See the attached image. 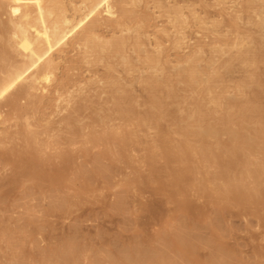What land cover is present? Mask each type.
Listing matches in <instances>:
<instances>
[{
    "label": "rangeland",
    "instance_id": "obj_1",
    "mask_svg": "<svg viewBox=\"0 0 264 264\" xmlns=\"http://www.w3.org/2000/svg\"><path fill=\"white\" fill-rule=\"evenodd\" d=\"M71 1L75 2V8H81V0ZM128 10L141 18L138 20V22L141 21L140 26H135L134 23L132 30L122 33L118 29L111 28V26L102 27V30L98 31V34L100 33L102 37L104 36L105 40L112 37L126 38L124 55L114 54L101 48H99L98 53L89 51L86 54L84 48L77 47L73 49L67 46L68 49L65 47L64 49L66 50L63 53H56L60 66L56 71L57 78L49 88V91L43 95L38 93V98L35 97L37 99H33L35 103L33 104L32 101L33 105L30 104V107L26 104V100L22 101V104L28 109H26L29 115H27V120H31L28 122H33L32 124H34L33 129H31L33 131L38 130L37 133L43 134L39 136L42 138H39L40 141L45 139L51 145L48 149L45 148V153L53 157L54 162L51 163V166L45 165L46 169L53 167L55 164L59 165L57 164L59 162H56L54 158L59 152L66 151L65 153L68 154L72 150L73 152L70 154L73 157L72 161L70 159L69 164L56 166L57 168H65V182L55 187L57 191L54 187L52 188L50 182H41L39 185L35 180H33L34 182L28 180L30 176L28 178L20 176L16 183L2 185L1 183L4 180L6 181V177L10 178L14 173L16 174L17 168L11 165L13 164L12 161H10V165L3 163L4 159L0 156V185L3 186H0V204L2 203V206L0 205V264H17L19 260L22 264H121L119 262L123 260L124 262L127 260L126 264H137L138 261L143 264H264V221L262 222V219L259 220L262 216L264 220V208H259L261 205H256L258 209L249 203V206H246V204L228 205L230 201L226 198L228 203L224 199L223 203L221 202L222 205H219L221 208L225 205L224 207L226 208L223 207V210L218 211L217 204L219 203H210L212 197L210 196V199L209 193L212 191L209 190L206 193L208 196H205V192H202L206 188L205 185H198L201 193H203L200 196V192L193 185L199 178L203 183L209 181L206 178H202V176L197 178L200 171L196 170L200 167L197 165L200 164L198 161L196 165H192V170L194 171L196 168L195 171L185 173L183 176L184 180H179L176 183L178 179L172 178V175L169 177L168 174V171L172 172V167H177L174 163L169 162L168 164L170 165H166L167 162L161 160L157 165H151L152 162L141 159L147 150H145L147 148L146 145L162 133L166 134L168 132L175 141L183 139L187 141L185 138H188L186 135L189 131H198L200 134L201 128H206L209 124H214L213 127H221L220 123L226 122V126L223 125L226 129L232 126L233 130H238V127L235 129L238 125L232 124L236 119H233L230 123L225 118L226 121L223 122L222 118L223 116L225 117L228 111H231L228 112L230 116L233 111H236V113H233L234 115L236 114L235 116L233 115L236 118L240 111L239 108H236L237 106L242 107L243 109L241 108V110L246 113L249 112L250 115L252 112L254 114L256 109L261 108V113L259 111L256 115L254 114L255 116L252 114V117L251 115L253 120L248 115L251 120L248 122L245 120L244 124L239 123V120L245 119V117L241 116L246 113L242 114L240 112L242 115H239V120L236 123H239L240 126L243 124L241 128H249L251 125L249 131H252L253 127L255 129L258 126L256 124L259 122H261V125H259L262 126V122H264V0H138L136 4L129 6ZM72 11L70 10L71 14H68L70 17H73L76 12V10L75 12ZM3 13L4 11L0 10V21L7 20V16H4L5 14ZM74 16L78 15L75 14ZM240 43L244 45L238 46ZM246 50L250 51V55L257 53V50L261 51V55L258 57L260 60L256 65L250 61L247 62L240 59V52ZM153 57H158L161 64L155 69L149 68L150 66L146 63L148 58L151 59ZM19 59L21 60L20 57H18ZM192 68L197 69L196 71L198 72V82L194 88L182 80V77L186 76V72ZM153 77L154 79L157 77L156 80L159 81L161 88L157 85L150 87L151 85L147 84L146 80ZM171 79H174L176 83L172 84L174 81H171ZM213 79L214 81H211ZM163 80L164 82H171L166 84L167 82L164 83ZM56 85H58V88ZM172 85H176V87ZM157 87L159 88L157 89ZM169 88L172 96L174 95L173 97L171 96L172 98L168 97ZM173 88H175L174 92ZM153 89L160 92L156 93L155 91L153 93ZM165 91L167 95H165ZM124 97L127 100L130 99L132 108L128 107V109L126 107L128 105L123 102H121L122 106L126 104L123 106L124 108L120 103L117 104L119 105L118 107L115 105V99H123ZM158 97L162 103L158 105L160 108L157 106L154 108L152 105L155 103L153 104L152 99H154V102L155 100L158 101L159 104L160 100H157ZM250 100L258 102V105H254V107H260L252 109L250 103L253 105V102ZM235 103L237 106H235ZM198 104L201 107H198ZM163 107L165 109L167 107L169 115H167ZM126 108L128 110H125ZM157 108L160 109H158L160 112ZM162 109L164 111L161 112ZM234 109H237L238 112ZM29 110L32 111V114ZM120 111L124 112V115L118 114ZM154 111L156 116L159 113H163L160 115L162 116L160 119L155 118V120L159 119L161 133L159 130L151 129L154 124H158V120L156 123L152 119L155 117ZM1 112H3L2 116L4 118L1 117L0 119V148L8 150L9 148L24 146L25 143H22L23 140L20 135H16L18 129H16L15 124L17 125L19 121H14L16 120L14 119L11 120L13 123L10 121L6 122L8 121L7 115L12 112H9L6 107H2ZM205 113H208L207 117H205L207 119H204L207 122L205 121V125H203L204 122L201 121ZM228 113L226 118H229ZM12 115L9 114L10 117ZM200 116H203V118L201 119ZM233 116L232 118H234ZM126 117L131 120V124L129 121L126 122ZM124 119L128 123L126 124L127 127L133 123L135 124V127L133 124L129 128L131 131L134 129L135 133H138L137 137L139 136L132 145H129L128 154L120 155V149L114 143L115 146L113 145L112 148L106 146V149L111 150V153H117L112 155L113 157L117 156L115 157L116 160H112L114 159L111 158L112 156H109L111 160H108V156L106 157L107 159L103 160L105 156L102 158L99 154L105 148H90L91 145H88V152H86L88 154L84 156L82 143H84L87 135L95 133L92 135L95 138L104 137L102 133L105 129L109 130L113 127V129L109 130L110 132L117 129L118 126L125 124L123 122ZM140 119H145L147 122L145 120L143 122L142 120L139 121ZM195 120H197L196 123L201 122L203 127H200L199 123V129L193 127ZM151 121H153V125L150 123ZM139 122H142L141 126L138 124ZM217 122L219 125L215 126ZM245 124L246 126H244ZM233 125L235 126L233 127ZM36 126L37 128H35ZM260 126L258 129L261 130ZM209 127L206 129L207 133H212L210 129L214 131L215 128L209 129ZM222 128H219V130L221 131ZM224 129L221 132L218 131L217 134L215 133L216 135L212 133V138L210 140L206 139V141L204 136L209 137L210 133H206V135L201 133L203 136L196 135L203 137L202 139L206 142L205 147L213 145L211 147L214 148L218 147L219 144L221 148L219 152V159L221 156L223 158L220 159L221 162L218 163V166L214 165L215 167H212L210 165L215 164L212 161L209 163L210 168H212L208 167L210 172L206 169L211 175V181L208 183H210L212 189L216 185L222 186L225 181L227 183V178L229 180L230 178L233 179L235 175L233 176L231 173L234 170L241 177L243 173L240 167L246 166L247 162L250 163V161L245 159L249 160L248 158L252 157L250 159L252 160L256 150H262L261 145H259L262 141H259V139L263 134L258 133L260 130L257 133L255 130L252 131V134L254 132L258 134L259 139H257L256 134L249 135L250 132L245 133L247 136L249 135L248 147L245 149H249V151L251 149L250 152L253 154L254 151L255 154L252 155L248 152L250 156H246V154L243 155L245 151L238 153L236 157L240 161V166L238 162H234L235 159H233L231 152L232 157L230 156L228 152L230 150H226L229 144H233V141H230L231 135H229L231 138L228 139V132L234 131L229 128L230 131ZM5 130L9 133L7 134ZM225 131L226 133H224ZM198 132H195V134ZM13 134L16 137H11ZM189 134L191 135V133ZM193 134L191 135L192 137L195 135ZM199 137L198 140H200ZM6 138L8 142L9 139L13 138L14 140H10L8 145V143L5 144L2 141H7ZM215 138L218 143L215 142ZM191 139H188L190 143H192ZM263 139L261 136L260 140ZM45 140L42 142H46ZM97 140L99 141L100 139ZM193 142L195 141L193 140ZM197 143L194 144L199 145L201 143L199 146L204 144L203 141H198ZM2 144L4 146H1ZM2 151L0 149V152ZM129 154L130 157L128 156ZM262 154L260 156L257 152L255 155L256 159L253 160L254 162L257 161L255 163L252 161V163L259 165L258 160L261 162L262 156L264 158ZM224 155L226 156L225 158ZM245 156L246 158H244ZM229 157L231 160H229ZM227 163L229 164L227 165ZM261 163L264 165L263 161ZM6 165L7 168H5ZM204 166L206 168L208 164ZM229 166L231 169L233 167L234 170L231 172L229 169H227L228 171L223 170V167L226 169L227 167L230 168ZM201 167H203L202 164ZM218 167L221 171H217ZM14 168H16V172H13ZM214 170L219 175L221 174L223 179L225 176L227 177L223 181L221 180L222 183L224 182L223 184L219 181V177H215V180L214 172L216 171ZM158 172L160 174L163 173L159 175ZM196 173L198 174L197 176H195ZM200 173L202 172L200 171ZM239 173L242 175L240 176ZM102 174L105 175L103 176ZM165 174L166 176L164 177L167 179L172 178L169 180V182H172L171 184L174 182L176 184L170 185L168 180L163 177ZM186 174L189 175L185 177ZM147 177H152V180L149 179L151 181H148ZM162 178L163 180H161ZM194 179L196 180L194 181ZM261 179L264 182V178L261 177ZM24 181H26L25 186L23 185ZM186 181L187 183L185 184ZM216 181L218 182L217 184ZM164 182H168L169 185L165 186ZM197 182H200V180ZM197 182H195V186ZM162 183L164 187H162ZM257 183L256 185H258ZM19 184L21 185L19 186ZM263 184H259L261 185L260 189H262L261 192L258 190L260 194L264 192ZM67 185L69 186L67 187ZM208 185L207 188L210 187ZM256 185L255 188L258 189L259 185ZM182 186L185 187L189 193L188 195L192 198L191 200L188 199V203L191 206L193 205L194 211L193 207H189L191 210L186 208L189 204L183 207L180 205L182 198H190ZM202 186L205 188L201 190ZM251 187L253 188L254 185ZM256 189H254V192ZM157 190L158 192H156ZM184 192H186L185 195ZM248 193L250 192L248 191ZM175 194H181L185 197L181 198V196H178V198ZM260 194L256 193L255 196L257 198L253 195L257 199H255L256 203ZM260 198L262 199L261 196ZM261 199H259V202L263 201ZM214 205H217V207ZM184 207L186 209H183ZM179 210H183L184 214ZM256 212L260 213L261 216L259 218L255 216V214L259 215ZM15 232L16 234H14ZM179 244L183 245L184 249ZM185 245L191 249L193 248L191 250L193 253L186 254L184 251ZM191 254L193 256L196 255L193 257ZM67 255L70 256L72 261L68 259ZM66 260L69 263H66Z\"/></svg>",
    "mask_w": 264,
    "mask_h": 264
},
{
    "label": "bare ground",
    "instance_id": "obj_2",
    "mask_svg": "<svg viewBox=\"0 0 264 264\" xmlns=\"http://www.w3.org/2000/svg\"><path fill=\"white\" fill-rule=\"evenodd\" d=\"M82 2H81V8L79 7L78 9L77 8H75V6H74V4H75V2L74 1H68V0H0V10H3L4 11V13L3 14H5L4 16H7V20L6 21H0V22H2L1 24H0V119H1V117H3L2 116V114H3V112H1V109H2V107H6V108H8V110H9V112H12V113H9V114H13L11 117L9 116V114L7 115L8 116V121H6V122H12L11 120H14V119H16V120H14V121H19V123L17 122V125L15 124V126L17 127H15L16 129H18L17 130V136H19L20 135V138L23 140L22 141V143H25V145L24 146H21L20 148H16V147H13V148H9L8 150L7 149H5V148H0V149H2L3 151L2 152H0V156L4 159L3 161V163H10V161H12V163L13 164H11V165H13L14 167H16V168H14V171L13 172H18L19 170H21V171H19V173H17L16 172V174L14 173V175H12L10 178H8V177H6L7 179H6V181L4 182H2L1 184L3 185H6V184H9V183H16V181L18 180V178L20 177V176H22V177H24V176H26L27 178L30 176V178H28V180H30V181H32V182H34L33 180H35L38 184L40 183L41 184V182L43 183H45L46 181H48V182H50L51 183V185H52V188L54 187V189H56L55 187L56 186H58V185H62V183L63 182H65L64 180V177H65V168H63V167H59V168H57L56 166H62V165H67V164H69V162H70V159H71V161H72V157H73V155L72 154H70L71 152H73L72 150H71V152L70 153H68V154H66L65 152H59V154L58 155H56V156H54V158H55V160H56V162H59V163H57V164H59V165H54L53 167H51V168H48V169H46V166L45 165H47V166H51V163H53L54 162V160H53V157H51L50 155H48V154H46L45 153V148H49V147H51V145H49V142L47 141V140H45V139H43V140H45L46 142H42V141H40L39 140V138H41V137H39V136H42L43 134H41L40 132H38V133H40V134H38L37 133V131H33L32 129V127H33V125L34 124H32L33 122H28V121H31V120H27V115H28V109H27V107L26 106H24V104H22V101H24V100H26V104H28V106L30 105V104H32V101H33V104L35 103L34 102V100H36L37 98H38V93H39V95H40V93L43 95L44 93H46L47 91H49V88L51 87V85L53 84V82H55V80H56V71L59 69L58 67L60 66L59 64H58V60H57V57H56V53H63V51L64 50H66V49H64L65 47L67 48V46L70 48V47H72L73 49L74 48H84L86 51H85V53L86 54H88L89 53V51L92 53V52H94V53H98V50H99V48H101L102 50H107V51H111L112 53H114V54H118V55H124L123 54V52H124V50H125V48H126V42H127V39L126 38H124V37H112L111 39H106L105 40V38H104V36L102 37V35L99 33L98 34V31L100 30H102L101 28L102 27H105V26H107V27H110L111 26V28H114V29H118V31H120L121 33L122 32H125V31H130V30H132L134 27L132 26V25H134V23H135V26H140L139 24L141 23V21L140 22H138V20L139 19H141V18H139V17H137L136 15H134L133 13H132V11H130V10H128V7L129 6H131V5H133V4H136V2L138 1V0H81ZM78 4V3H77ZM73 8V9H72ZM75 8V9H74ZM70 10L72 11H74L75 12V10H76V12L74 13V15L75 14H77L78 16H74L73 15V17H70L68 14L70 13ZM72 11V12H73ZM148 13V12H147ZM71 14V13H70ZM143 15V14H142ZM141 16V15H140ZM142 21L144 22V20L142 19ZM264 21V20H263ZM145 23V22H144ZM178 23V22H177ZM179 24V23H178ZM146 25V24H145ZM106 27V28H107ZM137 29V28H136ZM148 29V28H147ZM116 31V30H115ZM117 32V31H116ZM141 32V31H140ZM246 33V32H245ZM104 38V39H103ZM243 41V40H242ZM239 45H244L243 43H240V44H238V46ZM258 47V46H257ZM256 47V48H257ZM71 48V49H72ZM68 49V48H67ZM72 49V50H73ZM126 51V50H125ZM258 52H259V50H257ZM252 52V51H251ZM255 53V51H254V53L255 54H253V55H250L249 53H250V51H241L240 52V59H242V60H244V61H247V62H252L253 64H257L258 62H259V60H260V58H258L260 55H261V51L259 52V53ZM248 54H249V57H248ZM97 55V54H96ZM113 55V54H112ZM18 57H20L21 58V60L19 59L18 60ZM61 58V57H60ZM105 58V57H104ZM103 58V59H104ZM187 58V57H186ZM59 59V58H58ZM97 59H99V58H97ZM96 60V59H95ZM129 60V59H128ZM161 60V59H160ZM131 61V60H130ZM146 63H147V65H149L150 67L149 68H153V69H155V68H157V67H159L161 64H160V61H159V58L158 57H153V58H148L147 60H146ZM191 63H192V61H191ZM197 63V62H196ZM132 64H133V62H132ZM197 66V65H196ZM195 66V67H196ZM190 67V66H189ZM167 69V68H166ZM197 69H195V68H192V69H190L188 72H186V76H184V77H182V80H183V82H185L186 84H188V85H190V87L192 86V88H194V86H195V84L198 82V80H197V71H196ZM205 71V70H204ZM252 71V70H251ZM167 72V71H166ZM169 72V71H168ZM207 73V72H206ZM217 73V72H216ZM252 73V72H251ZM68 75H69V73H68ZM112 75V74H111ZM178 76V75H177ZM180 76V75H179ZM257 77V76H256ZM263 77V76H262ZM156 78L157 77H155V79H154V77L153 78H149V79H147L146 80V82H147V84L148 85H151L150 87H152V85H157V86H159L160 84H159V81H157L156 80ZM168 79H169V77H167ZM109 79V78H108ZM167 79V80H168ZM159 80V79H158ZM166 80V79H165ZM259 80V79H258ZM66 81H68V80H66ZM161 81V80H160ZM171 81H174V79L172 80L171 79ZM171 81H166V82H164V80H163V82L164 83H166V84H170V82ZM178 81H180V80H178ZM177 81V82H178ZM211 81H214V79L213 80H211ZM220 81V80H219ZM60 82V81H59ZM118 82V81H117ZM252 82V81H251ZM57 83H58V81H57ZM56 83V84H57ZM176 82L174 81V82H172V84H175ZM59 84V83H58ZM162 84V83H161ZM263 84V83H262ZM62 85V84H61ZM70 85V84H69ZM187 85V86H188ZM202 85V84H201ZM213 85V84H212ZM58 85H56V87H57ZM60 86V85H59ZM124 86V85H123ZM169 87H170V85H168ZM167 86V87H168ZM173 86V85H172ZM171 86V87H172ZM207 86V85H206ZM205 86V87H206ZM214 86V85H213ZM240 86V85H239ZM154 87V86H153ZM160 87V86H159ZM159 87H157V89L159 88ZM173 87H176V85L175 86H173ZM204 87V86H203ZM264 87V86H263ZM58 88V87H57ZM64 88V87H63ZM156 88V87H155ZM161 88V87H160ZM191 88V89H192ZM209 88H210V85H209ZM256 88V87H255ZM152 89V88H151ZM150 89V90H151ZM174 89L175 88H173V92H174ZM69 90V89H68ZM67 90V91H68ZM58 91H60V90H58ZM66 91V90H65ZM154 91V92H153ZM155 89H153L152 90V92L153 93H155ZM125 92V91H124ZM158 92H160V91H158ZM157 91H156V93H158ZM148 93V92H147ZM203 93V92H202ZM163 94H164V91H163ZM174 94V93H173ZM204 94V93H203ZM165 95H167L166 94V91H165ZM202 95V94H201ZM263 95H264V93H263ZM124 96V95H123ZM128 96V95H127ZM127 96H125V97H127ZM131 96V95H130ZM153 96H154V94H153ZM156 96V95H155ZM159 96V95H158ZM172 96V93H171V91H170V88H169V91H168V97H171ZM174 96V95H173ZM172 96V97H173ZM178 96V95H177ZM180 96V95H179ZM183 96V95H182ZM192 96V95H191ZM250 96V95H249ZM35 97H37L36 99H35ZM40 97V96H39ZM124 97V98H125ZM157 97V96H156ZM171 97V98H172ZM251 97V96H250ZM122 99V98H120V99H115V102L114 103H116L115 105H117V104H119L120 103V105L122 106V103L121 102H123V103H126L128 106H126L127 108L128 107H130V108H132L131 106V103L132 102H130V99L129 100H127V98H125V99ZM201 98V97H200ZM255 98H257V97H255ZM254 98V99H255ZM34 99V100H33ZM132 99V98H131ZM153 101V104L154 105H152V106H154V108H156V106L157 107H159L158 105H160V103H162L161 102V99L158 97V99L157 100H160V102H159V104H158V101H156L155 100V102H154V99H152ZM178 100V99H177ZM191 101V100H190ZM201 101V100H200ZM251 101V100H250ZM157 102V103H156ZM193 102V101H192ZM199 102V101H198ZM251 102H253V105H252V103H250V105L252 106V109H254V108H259L260 106H256V107H254V105H258L257 103H256V101H254V100H252ZM40 103V102H39ZM25 104V105H26ZM32 104V105H33ZM126 104H124V105H126ZM199 104H200V102H199ZM198 104V107L200 106L201 107V105H199ZM201 104H202V102H201ZM83 105V104H82ZM123 105V106H124ZM131 105V106H130ZM148 105V104H147ZM195 105H197V104H195ZM203 105H204V103H203ZM119 105H117V107H118ZM122 106V107H123ZM162 106H163V104H162ZM162 106H161V108H162ZM166 106V105H165ZM230 106H231V104H230ZM234 106V105H233ZM232 106V107H233ZM235 106H237L236 105V103H235ZM30 107V106H29ZM221 107V106H220ZM226 107V106H225ZM247 107H249L248 105H247ZM34 108V107H33ZM33 108H32V111H33ZM83 108V107H82ZM99 108V107H98ZM121 108V107H120ZM124 108V107H123ZM125 109V110H128V109ZM160 108V107H159ZM159 108H157V110L159 109ZM164 109H165V107H163ZM197 108V107H196ZM235 108V107H234ZM237 109L239 108V114L236 116V118L234 117L235 115L233 114L234 112L236 113V111H233V113H232V115L230 116V113H228V112H231V111H228L227 113H228V116H229V118H230V120H229V118H226V114H225V117L223 116L222 118H223V122L224 121H226L225 119H228V121L231 123L232 121H233V119H236V120H234L233 122H232V124L233 123H235V125H238V126H236V128L235 129H237V127H238V130H239V133H238V130H233L234 128H232V126H229V127H227V129H226V127H224V126H226V122L225 123H220V126L221 127H219L218 125H219V123L217 122V123H215L216 125L215 126H218V127H213V125L214 124H209V126L211 125V127H209V126H205L206 128H204L203 127V125H205V121H204V119H207V118H205V117H207V114L205 113V115H204V118H203V116H200L201 117V119H202V121L201 122H204V124L202 125L201 124V122H198L201 126L200 127H203V128H201V133L204 135H206V133L208 132L206 129H208V127H209V129L210 128H215V130L213 131V129H210V130H212L211 132L212 133H216L217 134V132L219 131V132H221L222 130H223V128H225L226 130H228V131H230L229 129H232V131H234V132H228V139L229 138H231L230 139V141L232 140L233 141V144L231 143V144H229V146L228 147H226V150L228 149V150H230V151H228L229 152V154H230V152L233 154L232 156H233V159H235L234 160V162L236 161V162H238L239 164H240V161H239V159H237V155H238V153H240V152H243V151H245V153H243V155H245L246 154V156H250L249 155V153L248 152H250L251 151V149H250V151H249V149L247 150V149H245L246 147H248V143H249V138H248V136L249 135H254V134H256L257 133V131H259L260 129H258L259 128V126L261 125V122H259V123H257L256 125H258L255 129H254V127H253V129H252V131H254L255 130V132H254V134H252V131L250 130L249 131V128L251 127V125H250V127L248 128V127H243V128H241L242 126H243V124H244V121L246 120L247 122L249 121V120H253V118H251V115L253 114V112L252 111H254V110H252L251 108V112H252V114L250 115V113L249 112H244V111H242L241 110V108L240 107H236ZM27 109V110H26ZM122 109V108H121ZM120 109V110H121ZM164 109H162L161 110V112L162 111H164ZM195 109V108H194ZM222 109V108H221ZM223 109H224V106H223ZM222 109V110H223ZM237 109H234V110H237ZM243 109V108H242ZM260 109L261 108H259V109H256V110H258V111H254L255 113V115H256V113L257 112H259L260 111ZM124 110V111H125ZM132 110V109H131ZM154 110V109H153ZM157 110H156V112H157ZM160 110V109H159ZM158 110V111H159ZM166 113H167V115H169V113L167 112V107H166ZM192 110V109H191ZM202 110H203V108H202ZM204 110H206V109H204ZM30 111V110H29ZM32 111H30L31 112V114H32ZM104 111V110H103ZM195 111V110H194ZM225 111H227V110H225ZM248 111H249V108H248ZM116 112V111H115ZM130 112V111H129ZM150 112V111H149ZM155 112V111H154ZM154 112H152V113H154ZM156 112H155V117L154 118H152L153 119V121L155 120V118H161L162 116H160V115H162V114H158L157 116H156ZM160 112V111H159ZM187 112V111H186ZM237 112H238V110H237ZM240 112H242V114H245V115H242V114H240ZM244 112V113H243ZM33 113H34V111H33ZM80 113V112H79ZM124 112H121L120 111V113H118V114H123ZM165 113V112H164ZM165 113V114H166ZM198 113V112H197ZM249 113V114H248ZM259 113H261V111L259 112ZM258 113V114H259ZM128 114V113H127ZM126 114V115H127ZM148 114V113H147ZM164 114V115H165ZM187 114V113H186ZM199 114V113H198ZM203 114V113H202ZM210 114H211V112H210ZM213 114V113H212ZM253 114V115H254ZM5 115V114H4ZM102 115V114H101ZM124 115V114H123ZM141 115V114H140ZM153 114H152V116H154ZM201 115V114H200ZM234 115V116H233ZM239 115L241 116V117H245V119H243V120H239L238 119V117H239ZM247 115V116H246ZM248 115H250V118L251 119H249L248 118ZM253 115H252V117H253ZM254 115V116H255ZM29 116V115H28ZM34 116V115H33ZM147 116H149V115H147ZM209 116V115H208ZM232 116L234 117V118H232ZM12 117H14V118H12ZM18 117V118H17ZM32 117V116H31ZM181 117H182V115H181ZM258 117V116H257ZM4 118V117H3ZM2 118V119H3ZM75 118V117H74ZM114 118V117H113ZM144 118V117H143ZM215 118V117H214ZM222 118H221V120H222ZM225 118V119H224ZM247 118H248V120H247ZM255 118V117H254ZM18 119H20V120H18ZM30 119V118H29ZM32 119V118H31ZM117 119V118H116ZM126 119H127V121L126 122H128L129 121V123H130V121L131 120H128V118L126 117ZM148 119H149V117H148ZM159 119H157L158 120V124H154L153 125V121H151L150 123H152V125H153V127L151 128L152 130L154 129V130H159V132L161 131L160 130V125H159ZM181 119V118H180ZM218 119V118H217ZM115 120V119H114ZM142 120V122H143V120H145V119H140L139 121H141ZM157 120H155V122L157 123ZM197 120H200V119H197ZM197 120H195V124H194V126H193V124H192V126L193 127H196V128H198L199 129V124L198 123H196L197 122ZM240 121L239 123H243L242 124V126H240L239 125V123L237 124L236 123V121ZM22 123H21V122ZM33 121V120H32ZM39 121H41V120H39ZM38 121V122H39ZM65 121H67V120H65ZM70 121H71V119H70ZM111 121V120H110ZM146 122H147V120H145ZM184 121V120H183ZM193 121V120H192ZM243 121V122H242ZM125 124H123V125H121V126H118L117 127V129H115V130H113V131H109L110 129H113V127L112 128H110L109 130H107V129H105L104 131H103V136L104 137H102L101 136V134H100V136L101 137H99V136H97V137H99V138H95L94 136H92L93 134H95V133H92V135L90 136H86V139H85V141H84V143H82L83 144V150H82V153H84L85 155L84 156H86V154H88V153H86V152H88V145H91V147L90 148H92V147H94V148H97V147H104L105 149H102L101 151H100V156H102V158H104V156H105V158L103 159V160H105V159H107L108 158V160H111V158H114V159H112V160H116V158L115 157H117V156H112V155H115V154H117V153H115L114 154V152L113 153H111L112 151L111 150H109V149H106V146L107 147H109V148H112L113 147V145H114V143H115V145H117L118 147H119V149H120V155H122V154H128V149L130 148V144L132 145L134 142H135V139H137L138 137H137V134L138 133H135V131H134V129H133V131H131V129L129 128L130 126H132V125H130L129 127H127L126 126V124H128V123H126L125 122V119H124V121H123ZM142 122H139L138 124L140 125V124H142ZM178 122V121H177ZM207 122V121H206ZM219 122H221L220 120H219ZM247 122H245V123H247ZM13 123V122H12ZM21 123V124H20ZM86 123V122H85ZM229 123V124H230ZM264 122H262V126H260L261 127V130H260V132H258L259 134L261 133V134H263V135H261L262 136V139L264 138V124H263ZM19 124V125H18ZM66 124H67V122H66ZM65 124V125H66ZM189 124V123H188ZM222 124V125H221ZM249 124H251V123H249ZM248 124V125H249ZM260 124V125H259ZM7 125V124H6ZM40 125V124H39ZM75 125V124H74ZM91 125V124H90ZM93 125V124H92ZM98 125V124H97ZM149 125V124H148ZM195 125H197V126H195ZM207 125V124H206ZM224 125V126H223ZM235 125H233V127L235 126ZM42 126V125H41ZM71 126V125H70ZM102 126V125H101ZM134 127H135V124L133 125ZM141 126V125H140ZM175 126V125H174ZM222 126H223V128H222ZM244 126H246V124L244 125ZM40 127V126H39ZM128 129H127V128ZM151 127V126H150ZM182 127V126H181ZM231 127V128H230ZM240 127V128H239ZM32 128V129H31ZM35 128H37V126L35 127ZM72 128V127H71ZM108 128V127H107ZM218 128V129H217ZM219 128H222L221 129V131L219 130ZM229 128V129H228ZM245 128H247L246 130H245ZM263 128V129H262ZM45 129V128H44ZM70 129V128H69ZM90 129V128H89ZM104 129V128H103ZM175 129V128H174ZM216 129H217V132H216ZM224 129V130H225ZM258 129V130H257ZM8 130V129H7ZM20 130V131H19ZM41 130V129H40ZM76 130V129H75ZM136 130V129H135ZM203 130V131H202ZM209 130V131H210ZM6 131V130H5ZM70 131V130H69ZM174 131V130H173ZM188 131V130H187ZM205 131V133H203ZM246 131V132H245ZM71 132V131H70ZM106 132V133H105ZM195 132H198V131H195ZM195 132L193 131H189V133H191V135H192V133H194L195 134ZM247 132H250L249 133V135L247 136V134H245V133H247ZM4 134H5V132H3ZM6 133H7V131H6ZM9 133V132H8ZM7 133V134H8ZM16 133V132H15ZM75 133V132H74ZM77 133V132H76ZM161 133V132H160ZM188 133V134H189ZM199 134V132L197 133V134H193L194 136V138L189 134H187L186 136H188V138H185V139H187V141H185L184 139L183 140H177V141H175L174 140V138H172V136L170 135V134H168V132L166 133V134H164V133H162V134H159L158 135V137L157 138H155V139H153L150 143H148L147 145H146V147L147 148H145V153H144V155L141 157V159H145V160H148V161H150V162H152V164L151 165H157V163L158 162H160L161 160L163 161H166L167 163H166V165H170V164H168L169 162H172V164L174 163L177 167H172V172L171 171H168V174H169V177H170V175H172L171 177L173 178V177H175V179L177 178L178 180L176 181V183L180 180V181H182V180H184V178H183V176H184V174L185 173H192L191 171H193L192 169V165L194 166V165H196V162L198 161L200 164H197L198 166H200L201 167V164L203 165V167H198V169H196L197 171L198 170H200L202 173H200V171H199V175L196 173V175L195 176H197L198 175V177L197 178H199V176H202V178H206V179H208L209 181H211V175H210V173H208V172H210V169L212 168V167H215L214 165H217L218 166V163L219 162H221V158H222V156H221V158L219 159V157H220V151H221V148H220V145L218 144V147H214V148H212L211 146H213V145H208L207 147H205L204 145H205V143L206 142H204V140L201 138V137H199V136H203L202 134ZM210 133V132H209ZM209 133H207V134H209ZM212 133H210L209 135V137L207 136V137H205L204 136V139H205V141H206V139L207 140H210L211 138H212ZM224 133H226V131L224 132ZM6 134V136L8 137V138H10L8 135ZM19 134V135H18ZM97 134V133H96ZM215 134V135H216ZM10 135V134H9ZM196 135H199V136H196ZM215 135H213L214 137H215ZM225 135V134H224ZM229 135H231V137H229ZM14 136V134L11 136V137H13ZM76 136V135H75ZM74 136V137H75ZM190 136V137H189ZM220 136V135H219ZM221 136H223L222 134H221ZM256 136L258 137H255V138H257V139H259V136H258V134H256ZM261 136H260V139H261ZM14 137H16V136H14ZM13 137V138H14ZM73 137V136H72ZM155 137V136H154ZM197 139H196V138ZM198 137H199V139L200 140H198ZM216 137H218V136H216ZM250 137H254V136H250ZM5 138V137H4ZM12 138V139H13ZM182 138V137H181ZM183 138H184V135H183ZM191 138H193V139H191ZM2 139V138H1ZM12 139H9V142H8V139L6 138V140L7 141H5V140H2V141H4L5 142V144H7L8 143V145H9V143H10V140H12ZM19 139V138H18ZM21 139H20V141H21ZM42 139V138H41ZM61 139V138H60ZM75 139V138H74ZM97 139H100L99 141L97 140ZM103 139V140H102ZM188 139H191L192 141V143H190V140H188ZM197 140V142L198 141H203V145H201V146H199V145H196V144H198L197 142H196V140ZM259 139V141H262V143L261 144H259V145H261V147H262V150L260 151V149L257 151L256 150V154H257V152L259 153V155L261 156V153H263L262 155H264V146H262L264 143H263V141H264V139L263 140H260ZM14 140V139H13ZM15 140H16V138H15ZM57 140V139H56ZM193 140L195 141V142H193ZM216 138H215V142H216ZM98 142V144H97V142ZM102 141V142H101ZM218 141V140H217ZM229 141V142H230ZM147 142H148V140H147ZM19 143V142H18ZM99 143H100V145H99ZM102 143V144H101ZM113 143V144H112ZM137 143V142H136ZM194 143H196V144H194ZM211 143H212V140H211ZM214 143V142H213ZM216 143H218V142H216ZM193 144V145H192ZM207 144H208V142H207ZM227 144V143H226ZM7 145V146H8ZM114 145V146H115ZM233 145V147H231ZM1 146H4L3 144L1 145ZM14 146V145H13ZM258 146V145H257ZM229 147H231L230 149H229ZM7 148V147H6ZM222 148H224L223 146H222ZM80 149V148H79ZM116 149H118V148H116ZM90 150V149H89ZM224 150V149H223ZM225 150V151H226ZM252 150H254V149H252ZM84 151V152H83ZM110 151V152H109ZM118 151V150H117ZM133 151V150H132ZM47 152V151H46ZM92 154V153H91ZM250 154H252V152H250ZM253 154H255L254 153V151H253ZM252 154V155H253ZM255 154V155H256ZM75 155H77V154H75ZM242 155V154H241ZM251 155V156H252ZM255 155H254V158L252 159V160H250L251 158H248L249 160H247V158H246V156L244 157V158H246L245 160L246 161H250V163L249 162H247V163H249V164H247L246 163V166H242V167H240V168H242V173H243V175L242 174H240V176L241 177H239V175L236 173V171L233 169V167H232V169H231V167L230 168H226V169H224V167H223V170H227V169H229L230 170V172L232 171V170H234V171H232V173H231V175H235L234 176V178L232 179V178H230V180L225 176L224 177V179L225 178H227L226 180H228V182L226 183V181H225V183L223 184L222 183V181L224 180L223 178H222V176H221V174L219 175L218 174V172L217 171H221V170H219V167L217 168V171L216 170H214V171H216V172H214L215 173V175H214V178L215 177H219V181H221V183L223 184L222 186H220V185H216L215 187H214V189H212L211 188V185H210V183H206V182H204L203 183V181H201V179L199 178V180H200V182H197V181H199V180H196V179H194V181L195 182H197V185L195 186V182H194V187H196L197 189H198V191L200 192H198L199 193V195L201 194V195H203V193H201V191H200V187L198 186V185H205V187L207 188V184H209L208 186H210V187H208L207 189H208V191H207V189L205 188V187H201V190H202V188L204 189L205 188V190L204 191H202V192H205L204 194H206V193H208L209 192V190H211L212 192H210L209 194V197L211 196L212 197V200H210L211 199V197H210V203H212V202H215V204L216 203H219V204H217L218 205V211L219 210H221L225 205H223V207L221 208V206H219V205H222L221 204V202L223 203V201H224V199H225V201H227L226 200V198H228V201H230V203L228 204V205H236V204H246V206L248 205V203L252 206V204H253V206L254 207H258L259 205H261V206H259V208H264V192L262 193V194H260V192H261V190L262 189H260V187H261V185H259L260 183H264L262 180L263 179H261V177H263L264 178V165L261 163L262 161H263V163H264V158H263V156H262V158H261V162H260V160H258L259 162H258V164L259 165H255L254 163L257 161H253V160H255L256 158H255ZM108 156V157H107ZM109 156L111 157L110 159H109ZM123 156V155H122ZM129 157H130V154L128 155ZM128 156H126V157H128ZM230 156H231V154H230ZM231 156V157H232ZM90 157V156H89ZM107 157V158H106ZM125 157V156H124ZM226 156L224 155V158H225ZM84 158V157H83ZM133 158V157H132ZM98 159H100V158H98ZM128 159V158H127ZM223 159V158H222ZM53 160V161H52ZM118 160V159H117ZM130 160H132L131 158H130ZM138 160V159H137ZM196 160V161H195ZM229 160H231L230 159V157H229ZM238 160V161H237ZM140 161V160H139ZM194 161H195V163H194ZM212 161H214L215 162V164H213V165H210L209 163L210 162H212ZM252 161L254 162V163H252ZM99 162V161H98ZM111 162V161H110ZM115 162V161H114ZM114 162H113V164H114ZM48 163V164H47ZM86 163V162H85ZM117 163V162H116ZM138 163V162H137ZM155 163V164H154ZM165 163V162H164ZM232 163V162H231ZM261 163V164H260ZM2 164V163H1ZM75 164V163H74ZM112 164V163H111ZM206 164H208V166H206V168H205V166L204 165H206ZM229 163H227V165H228ZM243 164V163H242ZM10 165V164H9ZM100 165V164H99ZM136 165V164H135ZM165 165V164H164ZM212 166L211 168H210V166ZM262 165H263V167H262ZM86 166V165H85ZM216 166V167H217ZM231 166H232V164H231ZM240 166H241V164H240ZM8 167H10V166H8ZM135 167V166H134ZM165 167V166H164ZM196 167V166H195ZM208 167L210 168V169H208ZM5 168H7V165H6V167ZM5 168H3V169H5ZM53 168V169H52ZM166 168V167H165ZM15 169H16V171H15ZM50 169V170H49ZM195 169H194V171H195ZM204 169V170H203ZM209 170L208 172H207V170ZM216 169V168H215ZM221 169V168H220ZM82 170V169H81ZM100 170V169H99ZM137 170V169H136ZM169 170H170V168H169ZM203 170V171H202ZM206 170V171H205ZM102 171V170H101ZM110 171V170H109ZM135 171V170H134ZM167 171V170H166ZM193 171V172H194ZM205 171V172H204ZM228 171V170H227ZM3 172V171H2ZM94 172V171H93ZM161 172V171H160ZM163 172H164V170H163ZM162 172V173H163ZM171 172V173H170ZM204 172V173H203ZM5 173V172H4ZM78 173V172H77ZM80 173V172H79ZM97 173V172H96ZM111 173V172H110ZM120 173V172H119ZM159 173V172H158ZM157 173V174H158ZM162 173L160 174L159 173V175H162ZM237 175H236V174ZM7 174V173H6ZM156 174V173H155ZM202 174V175H201ZM228 174V173H227ZM35 175V176H34ZM103 176L105 175V174H102ZM152 175H154V174H152ZM187 175H189V174H186L185 175V177L187 176ZM193 175V176H194ZM217 175V176H216ZM229 175V174H228ZM231 175H229L230 177H231ZM32 176V177H31ZM164 176H166V174L165 175H163V177ZM232 176V177H233ZM237 176V177H236ZM26 177H24V178H26ZM86 177V176H85ZM93 177V176H92ZM149 177V176H148ZM146 178V179H148V181H151L152 180V177L151 178ZM162 177V176H161ZM239 177V178H238ZM88 178V177H87ZM171 178V179H172ZM221 178V179H220ZM237 178V179H236ZM3 179V178H2ZM67 179V178H66ZM102 179V178H101ZM149 179H151V180H149ZM164 179H166V180H168V182H169V180H171L170 178L169 179H167L166 177H164ZM192 179H193V177H192ZM231 179H232V181H231ZM1 180V179H0ZM9 180V181H8ZM83 180V179H82ZM156 180V179H155ZM161 180H163V178L161 179ZM165 180V181H166ZM215 180H216V178H215ZM89 181V180H88ZM112 181V180H111ZM131 181V180H130ZM205 181V180H204ZM207 181V180H206ZM25 183L23 184L24 186H25V184H26V181H24ZM132 182V181H131ZM130 182V183H131ZM156 182V181H155ZM159 182H160V180H159ZM168 182L166 183V182H164L165 184V186L167 185H169L168 184ZM173 182H174V179H173ZM258 182V183H257ZM13 183V184H14ZM66 183H67V181H66ZM88 183V182H87ZM127 183H129V182H127ZM170 183V185H173V184H171L172 182L170 181L169 182ZM175 183V184H176ZM183 183V182H182ZM187 183V181L185 182V184ZM218 182L216 181V184H217ZM256 183L259 185V188L258 189H256L255 188V185H256ZM39 184V185H40ZM71 184V183H70ZM148 184V183H147ZM179 185H180V183H178ZM21 184H19V186H20ZM90 185V184H89ZM150 185V184H149ZM254 185V187L252 188L251 186H253ZM258 185H256V186H258ZM264 185V184H263ZM262 185V186H263ZM1 186V185H0ZM9 186V185H8ZM30 186V185H29ZM69 185H67V187H68ZM125 186H127V185H125ZM186 186V185H185ZM1 187H3V186H1ZM27 187V186H26ZM162 187H164L163 186V183H162ZM183 187V186H182ZM181 187V188H182ZM6 188V187H5ZM22 188V187H21ZM85 188V187H84ZM168 188V187H167ZM184 188V190L186 191V189H185V187H183ZM183 188H182V190H183ZM253 189V190H252ZM254 189H256L255 190V192H254ZM1 190V189H0ZM42 190V189H41ZM44 190V189H43ZM57 190V189H56ZM62 190V189H61ZM108 190V189H107ZM130 190V189H129ZM159 190V189H158ZM158 190L156 191V192H158ZM177 190H178V188H177ZM180 190V189H179ZM183 190V191H184ZM258 190L260 191V192H258ZM3 191H4V189H3ZM37 191V190H36ZM44 191H46V190H44ZM43 191V192H44ZM49 191H51V190H49ZM58 191V190H57ZM161 191V190H160ZM176 191V190H175ZM181 191V190H180ZM182 191V192H183ZM248 191L250 192V193H248ZM252 191V192H251ZM187 192V191H186ZM186 192H184V195L186 194ZM254 192V193H253ZM155 193V192H154ZM212 193V194H211ZM256 193L258 194H260V195H258V202L260 201L259 199H261L260 198V196L262 197V199L261 200H263L262 202H259V204H258V202L256 203V201H255V199L257 198V196H255L256 195ZM1 194H3V193H1ZM46 194V193H45ZM56 194V193H55ZM130 194V193H129ZM178 194V193H177ZM182 194V193H181ZM176 195L175 194V196H181V198L184 196V195ZM189 193L187 192V195H188ZM186 195V196H187ZM200 195V196H201ZM252 195V196H251ZM253 195L256 197V198H254L253 197ZM190 198H182L183 200H181V202H180V205L183 207V206H187L189 203H188V201L189 200H191L192 198H191V196L190 195H188ZM187 196V197H188ZM205 196H208V194H206ZM176 197V198H177ZM185 197V196H184ZM253 199H252V198ZM29 198V197H28ZM30 198H31V196H30ZM74 198V197H73ZM173 198V197H172ZM175 198V199H176ZM179 198V197H178ZM177 198V199H178ZM180 198V199H181ZM189 199V200H188ZM172 200H174V199H172ZM184 200H186V201H184ZM254 200V201H253ZM257 200V199H256ZM62 201V200H61ZM175 201H177V200H175ZM174 201V203H176ZM228 201H227V203H228ZM177 203H179L178 201H177ZM191 203V202H190ZM2 204V203H1ZM0 204V205H1ZM62 204H63V202H62ZM61 204V205H62ZM72 204V203H71ZM212 204H214V203H212ZM57 205H59V204H57ZM180 205H178V206H180ZM217 205H214L215 207H217ZM256 205H258V206H256ZM2 206V205H1ZM63 206V205H62ZM61 206V207H62ZM237 206V205H236ZM249 206V205H248ZM61 207H58V208H61ZM191 208V207H193V205L191 206V204H189V206H187L186 208ZM185 207L183 208V209H186ZM189 208V209H190ZM224 208H226V207H224ZM223 208V209H224ZM227 208H228V206H227ZM230 208V207H229ZM193 209V211H194V207L192 208ZM222 209V210H223ZM258 209V208H257ZM260 209V210H261ZM56 210H57V208H56ZM60 210V209H59ZM62 210V209H61ZM188 210V209H187ZM187 210H186V212H187ZM191 210V209H190ZM227 210V209H226ZM229 210V209H228ZM180 211V210H179ZM225 211V210H224ZM254 211H255V209H254ZM126 212V211H125ZM181 213L183 212V214H184V211L183 210H181L180 211ZM257 213V212H256ZM126 214V213H125ZM188 214V213H187ZM257 214H259V215H256L255 214V216L256 217H260L261 215H260V213L258 212ZM44 215V214H43ZM262 219V222L264 221L263 220V216L261 217V218H259V220H261ZM216 220V219H215ZM182 222V221H181ZM220 222V221H219ZM264 223V222H263ZM182 224V223H181ZM191 226H193V225H191ZM4 227V226H3ZM187 227V226H186ZM25 228V227H24ZM27 228V227H26ZM2 229V228H1ZM22 229V228H21ZM191 229V228H190ZM24 230V229H23ZM198 230V229H197ZM218 230V229H217ZM220 230V229H219ZM25 231V230H24ZM188 231V230H187ZM222 231V230H221ZM18 232H19V230H18ZM13 233V232H12ZM27 233V232H26ZM26 233H23V234H26ZM218 233V232H217ZM10 234V233H9ZM14 234H16V232L14 233ZM212 234V233H211ZM0 235H1V233H0ZM10 236V235H9ZM210 236V235H209ZM214 236V235H213ZM2 237V236H1ZM6 238V237H5ZM11 238V237H10ZM14 238V237H13ZM203 239V238H202ZM10 240V239H9ZM176 241V240H175ZM184 242V241H183ZM191 242V241H190ZM12 243V242H11ZM16 243V242H15ZM179 243V242H178ZM177 243V244H178ZM196 243V242H195ZM177 244H175V245H177ZM183 244V243H182ZM18 245V244H17ZM140 245V244H139ZM180 245V244H179ZM189 245V244H188ZM190 245H192V244H190ZM221 245V244H220ZM178 246V245H177ZM176 246V247H177ZM180 246H183V245H180ZM186 247H185V253L187 254V253H193V251L191 252V250L193 249H191L189 246H187V245H185ZM196 246V245H195ZM15 247V246H14ZM197 247V246H196ZM179 248V247H178ZM183 249H184V246L182 247ZM195 248V247H194ZM182 249V250H183ZM181 250V251H182ZM20 251V250H19ZM225 251H226V249H225ZM98 252V251H97ZM261 252V251H260ZM132 253V252H131ZM75 254V253H74ZM149 254V253H148ZM156 254V253H155ZM182 254H184V253H182ZM15 255V254H14ZM196 255V254H195ZM195 255L193 256L192 254H191V256H193V257H195ZM220 255V254H219ZM227 255V254H226ZM228 255H229V253H228ZM68 256V255H67ZM183 256V255H182ZM188 256V255H187ZM215 256V255H214ZM65 257V256H64ZM69 258V260H71L72 261V259H70V256H68ZM154 257V256H153ZM21 258V257H20ZM182 258V257H181ZM184 258V257H183ZM222 258V257H221ZM17 259V258H16ZM65 259H66V257H65ZM74 259V258H73ZM230 259V258H229ZM120 260V259H119ZM123 260V259H122ZM126 260V259H125ZM20 261V260H19ZM18 261V263H20ZM127 261V260H126ZM126 261L124 262V260L123 261H120L119 263H123V264H126ZM129 261V260H128ZM216 261V260H215ZM194 262V261H193ZM7 263V262H6ZM17 263V264H18ZM66 263H69V261L68 260H66ZM100 263V262H99ZM139 263H141V262H139L138 261V263L137 264H139ZM150 263V262H149ZM152 263V262H151ZM222 263V262H221ZM16 264V263H15ZM20 264H22V263H20ZM61 264V263H60ZM70 264V263H69ZM115 264V263H114ZM128 264V263H127ZM135 264V263H134ZM141 264H143V263H141ZM233 264V263H232Z\"/></svg>",
    "mask_w": 264,
    "mask_h": 264
}]
</instances>
